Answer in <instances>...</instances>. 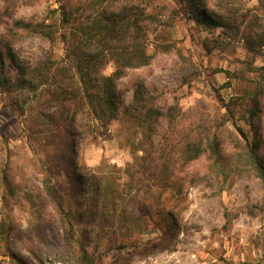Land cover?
<instances>
[{"label": "rangeland", "instance_id": "obj_1", "mask_svg": "<svg viewBox=\"0 0 264 264\" xmlns=\"http://www.w3.org/2000/svg\"><path fill=\"white\" fill-rule=\"evenodd\" d=\"M83 1L79 21L108 2L142 8L152 59L118 80L117 119L62 106L61 84L84 85L59 4L0 0V264H75L82 248L94 264H264V180L236 128L264 162V0H204L212 19L189 0ZM47 61L60 76L34 72Z\"/></svg>", "mask_w": 264, "mask_h": 264}, {"label": "trees", "instance_id": "obj_2", "mask_svg": "<svg viewBox=\"0 0 264 264\" xmlns=\"http://www.w3.org/2000/svg\"><path fill=\"white\" fill-rule=\"evenodd\" d=\"M56 1L59 7L55 11L60 12L61 21L63 25H66L67 34H62L67 43L66 59L77 69L80 81L84 85L83 91L79 88L77 92L70 94L61 84V92H59L57 99H61L62 106L65 102L71 103L70 105L73 107L83 104L89 105L96 119H102L106 122L117 119L121 113V106H123L122 96L117 86L118 80L125 76L129 69L147 65L152 59V54L148 52L147 39L143 34L145 14L142 8L133 3H128L119 10H115L110 8L111 5L108 2L102 9L94 7L93 14H86L84 20L79 21L77 13L84 7L86 8L83 0ZM189 1L193 17L212 19L210 15L202 11V6H205L204 0ZM95 12L97 13L96 16ZM73 20L78 21L72 22ZM18 23L19 21L16 22V24ZM21 27L26 29L25 31L29 34L37 33L50 39H54L55 33L58 32L57 29L53 28V25L44 23L24 22ZM10 30L13 31L12 28ZM7 35V39L11 38L10 34ZM6 47L10 59L15 64L21 65V60L11 47L10 40L7 41ZM110 62L115 65L114 71L105 75L103 71ZM58 63L47 61L37 67L34 72L41 74L44 70L54 68L56 70L55 75L60 76L63 68ZM60 78V81L63 82L64 79ZM0 82L3 85L7 84L5 79L0 78ZM134 100L135 104L132 107L135 111L146 108L143 85H137ZM236 128L245 139L247 146L250 147L248 156L264 180V162L257 154L259 145L250 142L242 127L236 125ZM58 205L62 206L61 203ZM73 235V232H71V236L67 232L65 237L70 239ZM75 264H94V262L85 248H82L77 252Z\"/></svg>", "mask_w": 264, "mask_h": 264}]
</instances>
